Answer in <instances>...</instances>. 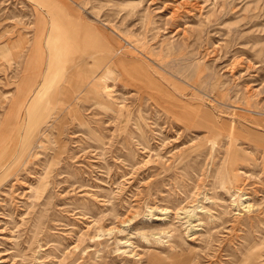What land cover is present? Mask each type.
Wrapping results in <instances>:
<instances>
[{"label":"rangeland","instance_id":"obj_1","mask_svg":"<svg viewBox=\"0 0 264 264\" xmlns=\"http://www.w3.org/2000/svg\"><path fill=\"white\" fill-rule=\"evenodd\" d=\"M0 264H264V0H0Z\"/></svg>","mask_w":264,"mask_h":264},{"label":"bare ground","instance_id":"obj_2","mask_svg":"<svg viewBox=\"0 0 264 264\" xmlns=\"http://www.w3.org/2000/svg\"><path fill=\"white\" fill-rule=\"evenodd\" d=\"M87 68V66L86 67H79L78 69H76L77 71H75V72H73L74 74H76V75H74L73 77H71V81H70V84H71V86H72V88H74L77 84L76 83H80V81H79V79L81 78V77H78L77 75H79L80 76V74H81V72L83 73V71H84V69H86ZM79 73V74H78ZM86 75V74H85ZM87 77V76H86ZM83 79V78H82ZM82 79H81V81H82ZM87 79V78H86ZM86 82V81H85ZM71 90L72 89H70L69 91H65L66 93L65 94H68V93H70L71 92ZM65 97V96H64ZM64 97H62L63 99H64ZM65 100V99H64ZM64 102V101H63Z\"/></svg>","mask_w":264,"mask_h":264}]
</instances>
